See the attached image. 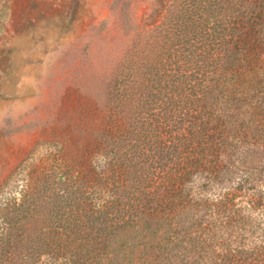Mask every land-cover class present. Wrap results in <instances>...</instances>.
I'll list each match as a JSON object with an SVG mask.
<instances>
[{"label": "trees", "instance_id": "16d2710c", "mask_svg": "<svg viewBox=\"0 0 264 264\" xmlns=\"http://www.w3.org/2000/svg\"><path fill=\"white\" fill-rule=\"evenodd\" d=\"M121 34L99 182L85 152L36 168L0 204V264H264V0H158Z\"/></svg>", "mask_w": 264, "mask_h": 264}, {"label": "rangeland", "instance_id": "374dc122", "mask_svg": "<svg viewBox=\"0 0 264 264\" xmlns=\"http://www.w3.org/2000/svg\"><path fill=\"white\" fill-rule=\"evenodd\" d=\"M157 1L0 0V204L21 198L39 166H67L84 152L99 182L106 164L100 138L112 132L104 120L113 121L109 111L117 93L116 83L103 80L113 68V44L121 30L127 39L129 31L143 27ZM104 38L111 51L105 52ZM155 101L151 95L145 107ZM138 104L136 99L126 107ZM128 142L124 149L130 154L135 139ZM94 194L99 187L85 193L88 201ZM38 264H50L47 255Z\"/></svg>", "mask_w": 264, "mask_h": 264}]
</instances>
